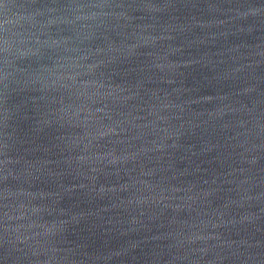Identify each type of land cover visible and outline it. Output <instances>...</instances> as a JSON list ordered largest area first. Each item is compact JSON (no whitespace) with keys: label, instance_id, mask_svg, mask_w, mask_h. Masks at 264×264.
<instances>
[{"label":"water","instance_id":"obj_1","mask_svg":"<svg viewBox=\"0 0 264 264\" xmlns=\"http://www.w3.org/2000/svg\"><path fill=\"white\" fill-rule=\"evenodd\" d=\"M0 264H264V0H0Z\"/></svg>","mask_w":264,"mask_h":264}]
</instances>
